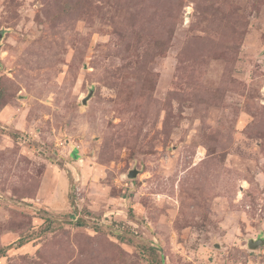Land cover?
Returning <instances> with one entry per match:
<instances>
[{
  "label": "rangeland",
  "instance_id": "374dc122",
  "mask_svg": "<svg viewBox=\"0 0 264 264\" xmlns=\"http://www.w3.org/2000/svg\"><path fill=\"white\" fill-rule=\"evenodd\" d=\"M0 32V264H264V0H0Z\"/></svg>",
  "mask_w": 264,
  "mask_h": 264
},
{
  "label": "water",
  "instance_id": "95a60500",
  "mask_svg": "<svg viewBox=\"0 0 264 264\" xmlns=\"http://www.w3.org/2000/svg\"><path fill=\"white\" fill-rule=\"evenodd\" d=\"M1 37H2V33L0 32V39H1ZM89 96H90V94H89L87 97L83 98V102H84V103L86 102V100H87V98H88ZM129 175H130V176H131V175H134V173L131 172ZM258 243H261V244H262V243H263V240L258 239L257 241H250V242H249V247H251V248L256 247V245H257Z\"/></svg>",
  "mask_w": 264,
  "mask_h": 264
},
{
  "label": "trees",
  "instance_id": "16d2710c",
  "mask_svg": "<svg viewBox=\"0 0 264 264\" xmlns=\"http://www.w3.org/2000/svg\"><path fill=\"white\" fill-rule=\"evenodd\" d=\"M75 155H76V151L73 152V156H75Z\"/></svg>",
  "mask_w": 264,
  "mask_h": 264
}]
</instances>
